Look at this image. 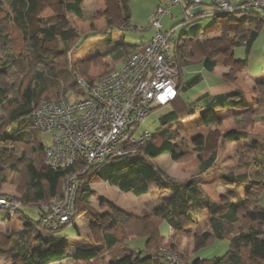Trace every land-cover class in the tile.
<instances>
[{"label": "trees", "instance_id": "1", "mask_svg": "<svg viewBox=\"0 0 264 264\" xmlns=\"http://www.w3.org/2000/svg\"><path fill=\"white\" fill-rule=\"evenodd\" d=\"M85 1L87 0H47L46 8L57 2L62 5L64 13L86 20ZM117 4L121 11L117 27L121 30L130 29L132 14L128 0H117ZM38 6L37 0H0V22L5 20L8 26V34L5 35V39L0 40V45L5 47L4 55L12 59H8V65L14 63L19 70L25 71L16 97L10 98L8 89H0V107L8 112L5 122L0 124V144L23 149L19 162L25 164V170L22 171L31 178L30 186L22 194L23 208L32 207L39 212V219H30L13 243L12 240H8L10 241L8 248L0 246L3 251L0 253H4L6 260L10 264H51L68 258L67 251L72 239L61 232L72 224L78 235L80 230L76 222L78 204L80 201L89 204L93 199L95 192L88 184V180L95 172L104 182L125 194L132 193L135 197H142L149 195L154 187L157 191H166L172 196L167 205L158 206L143 217L125 214L116 206L112 208L109 222L90 220L87 237L90 235L93 243L89 245L88 239L87 245L76 247L70 259L73 264H149L152 256L148 254L147 248L159 250L160 264H163V261L169 264H264V230L256 222L254 212L252 216L250 214V208H254L257 215L264 219V206L260 201L264 194V153L260 150L264 147L259 142L252 141L248 149H251L253 154L254 166L249 167L250 170L243 175L224 176V180L231 186L247 190L246 198H241L235 191H230L231 198L225 195L223 204L213 202L199 186L203 183L204 176L217 169V152L203 147L192 148L179 139L183 121L197 115L192 101H184L181 98L182 93L188 90L180 88V75L178 97L168 105L172 110L160 117L161 127L152 134L149 141L137 148L135 155L112 158L94 165L78 160L71 167L57 170L51 168L46 162V146L41 141L40 133L31 128L33 116L44 99L69 100L72 95L77 94L75 99L77 100L86 95V89L78 83L79 71L72 55L95 34H81L76 28L63 27L60 24L38 26L35 34H32L29 17L38 11ZM237 13H245L246 17L249 14L259 15L255 21H264L262 13L258 11ZM196 19L200 18L184 20L180 24L190 23ZM246 24L245 19L236 24L238 30L236 26L231 30L229 28L223 33L221 44L216 49L209 48L207 39L204 38L201 42L203 52H200L201 60L198 63L207 71H214L227 65L226 56L227 58L232 56L236 48L246 47L247 54L250 53L259 33L255 30H245ZM112 28L110 26L108 30ZM56 40L60 41L62 48L55 53L48 54L40 49L42 43ZM117 44L116 49L121 50V53L132 54L137 48L133 45L126 46L124 36ZM29 45L30 48H26ZM197 48V43L186 33L176 38L173 54L177 63H185L186 67L197 64L183 62L186 57L195 59L200 56ZM34 60L39 63L35 65ZM244 61L247 62L246 59ZM98 79H91L89 82L93 83ZM258 80L261 81L257 83L261 92L256 107L249 106L244 93L236 88L232 92L216 96L207 104L200 115L203 125L211 127L221 124L223 119L218 114L227 112L232 115L237 125V129L229 138L237 143L248 140L246 130L248 127L256 123L264 125V114L259 113L264 110V79ZM238 109L242 110L235 112ZM29 152L41 154L44 159L28 160ZM0 154L1 168L3 164L9 163L11 157L3 155L1 150ZM163 154L174 156L178 162H185L194 157L200 158L201 165L197 177L177 181L166 175L154 165V160ZM9 167L13 171L18 170L12 163ZM44 172L49 174V177L45 176ZM67 176L76 177L78 182L75 214L70 223L50 227L45 223L49 214L46 206L51 203L54 196H62L61 190ZM207 211L210 212L207 230L195 235L202 237L204 246L214 245L218 241H228L230 248L218 259L205 260L193 256L186 262L185 258L182 259L181 255H178L179 240L185 238L190 231L189 228L196 225ZM144 217L148 218L147 221ZM162 223L169 226L168 238L161 233ZM8 238L10 236L5 239ZM140 239L145 240V250L132 247L129 243L131 240ZM166 240L169 242L164 243ZM170 256H176L179 262Z\"/></svg>", "mask_w": 264, "mask_h": 264}, {"label": "rangeland", "instance_id": "2", "mask_svg": "<svg viewBox=\"0 0 264 264\" xmlns=\"http://www.w3.org/2000/svg\"><path fill=\"white\" fill-rule=\"evenodd\" d=\"M37 1L39 5L38 11L29 17L32 34H35L38 26H46L47 24H60L63 27H73L81 34H95L88 38L84 45L76 51L74 55H72L73 62L79 71L78 80L83 78L88 81L91 79H98L113 70L114 67L111 60L108 57L106 58V52L113 49L115 45V48H117L118 44L116 43L121 41L123 36H125V41L128 45H139L145 42L146 39L152 35L150 31L145 33L140 32H143L146 28H148L151 15L160 5L159 0H128L132 14V29L121 30L117 27L120 21L116 0L85 1L84 9L87 11L86 20H80L72 14L64 13V9L60 3L56 2L49 8H46L47 0ZM203 1H207L205 2L207 4L204 5V12L208 15L204 18L196 19L190 23H184L183 25L180 24L185 20V14L182 6L173 8L172 11L174 16L166 15L163 18V23L165 24L166 29H171L174 25L180 24L178 26L176 38H179L182 34L186 33L187 36L192 38L194 42L197 43V50L199 54L200 52H203L201 46V42L204 40L203 37L207 38V46L209 48L216 49L221 44L223 33L227 32V29L231 27V24H237L238 22L244 21L246 18L245 13L223 14L216 16L210 15L211 11L214 10L215 7L210 5L211 0ZM254 17V14L248 15L247 18L250 24L254 23ZM112 22L116 25L115 31H118L121 34L116 35L117 37H115V42L112 41V35L107 34L112 31L111 29L108 30L110 25H112ZM231 28L229 30H231ZM238 29L239 28H237V30ZM7 34V21L4 20L0 22V40L5 39V35ZM107 40H110V42ZM26 48L29 49L30 45ZM60 48H62V44L58 40L50 43H42L40 46V49L48 54L55 53ZM3 52H6L5 47L0 45V89H8L9 97L14 98L17 96L18 86L21 78L25 75V71L19 70L14 63H12V65H8V59H12L5 56ZM234 55V60L232 59V56H228V58L226 56V59L228 60L227 65L222 66V68H218L216 73L211 74H213L214 78H220L223 73H227V79L229 81L237 82L239 86H242L243 90L247 93L250 99L255 100V98L260 96L261 91L255 85L254 79H252L247 71L243 69V66L236 65L234 63L235 61L241 62L245 59V57H247L246 47L241 46L236 48ZM200 60L201 54L195 59L186 57L183 59V62L194 64L198 63ZM35 61L36 60H34V62ZM66 61L67 59H65V62ZM249 62L251 73L253 75L258 76L264 72V32L260 35L255 48L249 57ZM38 63L39 62L36 61L35 65ZM114 64L118 67L121 65V62L116 61ZM185 65V63L179 64V84L183 79L184 73L188 70ZM193 66L199 65L195 64ZM204 75L205 77L210 78L208 76L210 75L209 72L204 71ZM257 81L261 82L260 80ZM214 83L216 84L218 81L212 79L211 84ZM76 97L77 94L72 95L69 100H75ZM181 98L184 101H190V92L182 93ZM169 109V107H160L152 111L138 128L136 138H139L144 133L155 134L161 127L159 121L160 117L168 112ZM261 112L263 113L264 110L259 111V113ZM7 116L8 112L0 107V124L5 122ZM31 128H33L32 125ZM236 129V121L231 114L228 115L227 121L223 122V124H215L211 127H205L201 119L193 117L184 121L179 136L180 140H183L192 148L203 147L206 150H214L217 152V169L210 175L204 176L203 183L200 184L199 187L213 202H216L218 205L224 203V197L225 195L230 196V191H235L241 198H246L247 194L244 193L245 189H239V187L233 185H222L223 181L228 182L224 180V176L229 174H234L235 176L243 175L245 172L250 170L249 167L254 166V163L252 162L253 154H251V149H248V146L251 145L252 141L255 140L264 147V125L262 123H256L253 124V126L248 127L246 130L249 139L242 140L241 143H237L229 138L232 136V132ZM33 130L35 129L33 128ZM40 137L45 146H50L52 144L51 137L48 134L41 132ZM0 150L3 155L11 157L9 163L3 164L0 168V192L1 194L22 201V194L31 183V178L28 174H25V172L22 171L25 170V164L19 162L23 149L21 150L17 148V146H11L8 144H0ZM260 151L264 153V148ZM27 159L41 160L44 159V156L38 153L35 155L29 152ZM11 163L12 165L14 164L18 170H11L9 167ZM154 165L165 172L169 177L177 181H184L192 179L196 176L197 171L200 169L201 160L198 157H194L185 162H178L174 156L170 154H163L154 160ZM43 174L49 177V174L45 172ZM50 181L53 182V179L50 178ZM88 184L95 192V195L89 204H85L83 201H80L78 204V217L76 222L80 225L78 235L81 237H78L77 231L72 224L65 227L61 234L72 239L67 251L68 259L64 261H55L51 264H73L70 259L76 247L87 245L88 239L90 241L89 245L93 243L90 235L87 237L89 234V221L96 219L100 220V222H109L113 207L117 206V208L124 211L125 214L143 217L152 212L156 207L167 205L172 196L171 193L166 191L159 192L154 187L149 195L142 197H135L132 193L125 194L118 188L104 182L95 172H93L89 177ZM61 191L63 193V187ZM220 197H222V199H220ZM260 201L262 206H264V194ZM20 209L14 213L13 216L11 213L9 214L8 212L0 211V246L2 248H8L10 244V241L8 240H12L13 243V241L17 238L18 233L21 232L26 224L31 221L30 219H39V212L36 211L35 208L25 206L22 210L23 212L20 211ZM250 211L257 214L254 208H250ZM209 218L210 212L207 211L196 225L189 228L190 231L186 236H184L185 238L179 240V246L177 247L179 252L178 255H181L182 259L185 258L186 262L193 256L203 258L205 260L218 259L229 250L230 244L228 241H218L214 245L204 246L205 244L202 237H200V235H195L198 233H204L207 230ZM147 219L148 218H145L146 221ZM259 227L264 230V222H261ZM160 230L164 237H169L170 229L167 223H162ZM7 236H10V238L5 239ZM167 242H169V240H166L164 243ZM129 243L132 247H137L143 250L146 248L145 240H131ZM1 247L0 251H2ZM147 249L148 254L152 256L149 264H160V258L158 256L159 250L150 248ZM3 254L0 253V264H10ZM170 257L179 262L176 256ZM163 264L169 263L163 261Z\"/></svg>", "mask_w": 264, "mask_h": 264}, {"label": "built area", "instance_id": "3", "mask_svg": "<svg viewBox=\"0 0 264 264\" xmlns=\"http://www.w3.org/2000/svg\"><path fill=\"white\" fill-rule=\"evenodd\" d=\"M143 32L150 31L147 45L137 47L123 64L96 82L79 79L86 95L77 100L40 102L33 116V128L51 137L46 162L52 169L67 168L83 160L89 165L109 159L130 157L149 141L150 133L136 138L137 130L152 111L170 105L178 97L180 67L173 54L178 26L166 29L163 18L182 6L185 20L206 17L203 0H159ZM210 15L258 11L264 18V0H211ZM209 15V16H210ZM78 191L76 177L67 176L62 196L46 206L45 223L59 227L71 222ZM22 201L1 194L0 211L14 213Z\"/></svg>", "mask_w": 264, "mask_h": 264}, {"label": "crops", "instance_id": "4", "mask_svg": "<svg viewBox=\"0 0 264 264\" xmlns=\"http://www.w3.org/2000/svg\"><path fill=\"white\" fill-rule=\"evenodd\" d=\"M87 1L89 2L90 0H87ZM91 1H93V0H91ZM205 2H207V1H205ZM116 4H117V0H116ZM117 7H118V4H117ZM117 9L119 10L118 11V15H119V21H120V19H121V11H120L119 7ZM172 16H174V15H172ZM247 17L245 18L246 21H247L245 30H255V31H257L259 33V36H258L257 40L254 43V46H253L252 51L247 54V57H245V59L247 60V62L245 63V61H244L245 59H243L241 62L235 61L234 63L236 65L243 66V69L245 71H247V73L250 75V77L252 79H254V83L257 86V82H258L257 80H258V78L259 79H264V72H262V74H260L258 76L257 75H253L251 73V67H250L249 57H250L251 53L253 52V50L255 48V45H256V43H257L260 35L262 34V32H264V21L263 20L255 21V18L256 17H259V15H256L253 18L254 19V23L250 24L248 22V18ZM112 25H110V26L113 27L111 29L112 30L111 33L108 32L107 34L108 35H112V38H113L112 41H114L116 39L115 37H117L116 35H121V34L118 31H115V28H116L115 26L116 25L114 24V22H112ZM235 26H236V24H231L232 29ZM131 27L132 26H130L129 28L132 29ZM241 31L243 32V30H240V32ZM202 34H204V33H202ZM150 38H151V36L149 38H147L146 41L143 42L142 44L133 45V46L140 47V46L147 45L148 42H149V40H150ZM203 38H205V37H203ZM125 40H126V38L124 36V41ZM107 41L110 42V40H107ZM125 45L126 46L128 45L126 41H125ZM115 47H116V45H115ZM115 47L113 49H111V50H109V51L106 52V58L108 57L111 60V63L113 65V67H114L113 69L119 68L123 64L124 60L131 55V54H128V53H121V50H117ZM234 54L232 55V59H233V56H235ZM116 61L117 62H121V65L118 66V67L115 66L114 62H116ZM197 64L199 66H193L192 65L193 67H191V66L190 67H187L188 70L186 69L187 72L184 73L183 79H182L181 85H180V88L182 90L183 89H187L188 90L187 92H190V98H191L190 100L192 101L193 106H195V108L197 110V115L195 116V118L201 119L200 115H201L202 111L206 108L207 104L210 103L216 96H218L220 94H225V93L232 92L236 88L240 89L244 93L245 98H246V101H247V103H248L249 106L256 107V102H257V99L258 98H255V100L250 99V97L247 95V93L243 90L242 86H239L237 82L229 81L227 79V75H228L227 73H223V75L220 78H214L213 77V74L216 73V71L218 70V68L215 69L214 71H207L206 69H204V67H202L201 63H197ZM219 68H222V67H219ZM204 71H207V72L210 73V75H208L210 78L205 77ZM211 73H213V74H211ZM212 79L213 80H217L218 83L211 84ZM166 107H169L170 108L169 109L170 111L172 110V108L170 106H166ZM241 110L242 109H238V110H235V112L241 111ZM229 114L227 112H220L218 114L223 119V121H222L221 124H223V122L227 121V118H228V115ZM260 114H264V112L263 113L261 112ZM183 124H184V121H183L182 125ZM207 179H208V177H207ZM222 185L231 186L230 183L225 182V181L222 182ZM244 193L247 194V190H245ZM220 199H222V197H220ZM250 214L252 216L253 212L250 211ZM255 216L257 218L256 219L257 220L256 222H258L259 224H261V221H264V219H263L262 216H259L257 214H255ZM78 226L80 228V225L79 224H78ZM200 247H202V246H200ZM67 259L68 258L65 257L61 261H64V260H67Z\"/></svg>", "mask_w": 264, "mask_h": 264}, {"label": "bare ground", "instance_id": "5", "mask_svg": "<svg viewBox=\"0 0 264 264\" xmlns=\"http://www.w3.org/2000/svg\"><path fill=\"white\" fill-rule=\"evenodd\" d=\"M48 210V209H47ZM49 212V211H48Z\"/></svg>", "mask_w": 264, "mask_h": 264}, {"label": "clouds", "instance_id": "6", "mask_svg": "<svg viewBox=\"0 0 264 264\" xmlns=\"http://www.w3.org/2000/svg\"><path fill=\"white\" fill-rule=\"evenodd\" d=\"M33 126V125H32Z\"/></svg>", "mask_w": 264, "mask_h": 264}]
</instances>
